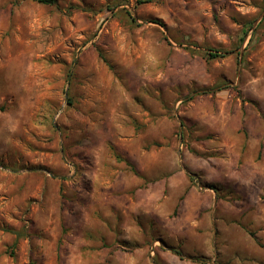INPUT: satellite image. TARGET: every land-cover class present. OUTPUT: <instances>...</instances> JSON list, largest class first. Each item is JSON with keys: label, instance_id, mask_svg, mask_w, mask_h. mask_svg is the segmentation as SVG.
Wrapping results in <instances>:
<instances>
[{"label": "rangeland", "instance_id": "374dc122", "mask_svg": "<svg viewBox=\"0 0 264 264\" xmlns=\"http://www.w3.org/2000/svg\"><path fill=\"white\" fill-rule=\"evenodd\" d=\"M56 1L0 0V264H264V0Z\"/></svg>", "mask_w": 264, "mask_h": 264}, {"label": "trees", "instance_id": "16d2710c", "mask_svg": "<svg viewBox=\"0 0 264 264\" xmlns=\"http://www.w3.org/2000/svg\"><path fill=\"white\" fill-rule=\"evenodd\" d=\"M37 3L39 4H42V5H56L57 4V1L56 0H35ZM142 3H145V2H142ZM154 24H158V25H163L162 22H159V21H154L152 22ZM213 57H218V56H214ZM223 57V56H221ZM6 231L8 232H12L14 233L16 236H18L19 238H21V234L18 232V231H15V230H10V229H7Z\"/></svg>", "mask_w": 264, "mask_h": 264}]
</instances>
